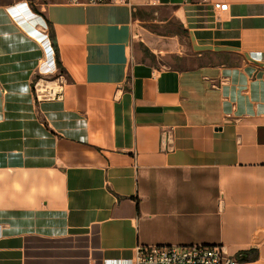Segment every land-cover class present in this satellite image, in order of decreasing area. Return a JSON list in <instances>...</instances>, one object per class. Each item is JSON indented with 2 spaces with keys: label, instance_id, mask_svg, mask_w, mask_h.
Returning <instances> with one entry per match:
<instances>
[{
  "label": "crops",
  "instance_id": "obj_1",
  "mask_svg": "<svg viewBox=\"0 0 264 264\" xmlns=\"http://www.w3.org/2000/svg\"><path fill=\"white\" fill-rule=\"evenodd\" d=\"M147 6L201 62L137 48ZM47 36L51 97L33 88ZM149 244L264 264V0H0V264H126Z\"/></svg>",
  "mask_w": 264,
  "mask_h": 264
},
{
  "label": "rangeland",
  "instance_id": "obj_2",
  "mask_svg": "<svg viewBox=\"0 0 264 264\" xmlns=\"http://www.w3.org/2000/svg\"><path fill=\"white\" fill-rule=\"evenodd\" d=\"M139 20L136 27V46L142 49L145 41L151 39V45L162 52L154 59V63L160 66L188 67L201 62L198 58L190 55H180L177 50L182 45L187 44L186 34L182 32L181 24L178 20L170 18L167 22L164 19L170 17V10L156 6H147L137 11ZM156 31V32H154ZM174 33L176 36L174 39ZM144 37V40L141 38ZM152 37V38H151ZM44 45V41L42 42ZM147 45V44H146ZM165 51V52H163ZM48 55V54H47ZM44 68L38 72L33 80V88L38 89L43 96H53V89H59V80L62 78L61 68L59 65L50 66L48 58L42 62ZM56 69V70H54Z\"/></svg>",
  "mask_w": 264,
  "mask_h": 264
},
{
  "label": "built area",
  "instance_id": "obj_3",
  "mask_svg": "<svg viewBox=\"0 0 264 264\" xmlns=\"http://www.w3.org/2000/svg\"><path fill=\"white\" fill-rule=\"evenodd\" d=\"M106 1V0H91ZM37 15L36 12H33ZM44 53L53 54V65L57 67L55 51L49 36L44 40ZM169 136V135H168ZM126 264H240V261L228 255L221 244L138 245L135 255Z\"/></svg>",
  "mask_w": 264,
  "mask_h": 264
},
{
  "label": "trees",
  "instance_id": "obj_4",
  "mask_svg": "<svg viewBox=\"0 0 264 264\" xmlns=\"http://www.w3.org/2000/svg\"><path fill=\"white\" fill-rule=\"evenodd\" d=\"M144 52L146 55H150V50L147 47H144ZM238 259L240 262H246V261H251L255 260L258 258V249L257 247H253L250 250H245L241 253L238 254Z\"/></svg>",
  "mask_w": 264,
  "mask_h": 264
},
{
  "label": "bare ground",
  "instance_id": "obj_5",
  "mask_svg": "<svg viewBox=\"0 0 264 264\" xmlns=\"http://www.w3.org/2000/svg\"><path fill=\"white\" fill-rule=\"evenodd\" d=\"M43 38H44V37H43ZM43 38H42V39H43ZM42 39H38V40H41V41H42Z\"/></svg>",
  "mask_w": 264,
  "mask_h": 264
}]
</instances>
